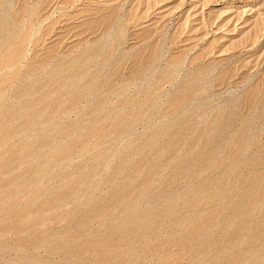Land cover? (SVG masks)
I'll return each mask as SVG.
<instances>
[{"label":"rangeland","instance_id":"374dc122","mask_svg":"<svg viewBox=\"0 0 264 264\" xmlns=\"http://www.w3.org/2000/svg\"><path fill=\"white\" fill-rule=\"evenodd\" d=\"M0 264H264V0H0Z\"/></svg>","mask_w":264,"mask_h":264},{"label":"bare ground","instance_id":"6f19581e","mask_svg":"<svg viewBox=\"0 0 264 264\" xmlns=\"http://www.w3.org/2000/svg\"><path fill=\"white\" fill-rule=\"evenodd\" d=\"M103 238H104V237H103ZM107 238H108V237H107ZM107 238H106V239H107ZM102 240H103V239H102ZM103 241H104V240H103ZM238 257H239V255H238ZM239 258H240V257H239ZM234 259H235V258H234ZM234 259H233V260H234ZM237 259H238V258H236L235 260H237ZM233 262H234V261H233Z\"/></svg>","mask_w":264,"mask_h":264}]
</instances>
